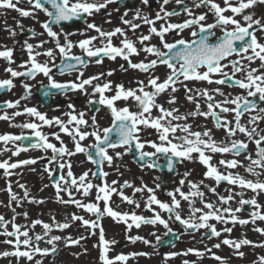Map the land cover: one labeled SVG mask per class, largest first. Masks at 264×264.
Listing matches in <instances>:
<instances>
[{
    "label": "snow or ice",
    "instance_id": "obj_1",
    "mask_svg": "<svg viewBox=\"0 0 264 264\" xmlns=\"http://www.w3.org/2000/svg\"><path fill=\"white\" fill-rule=\"evenodd\" d=\"M20 0H0V9H12L19 13L22 17L36 18V12H43L48 18L47 21L41 23V27L47 36L54 42L55 48H48L45 51H37L36 49L42 48L44 44L48 43L47 40L41 41L37 45L25 42L23 48L27 52V60L19 65L22 71H18L11 67L15 61L13 60V49L4 47V50H0V59L7 62L8 67L4 69L9 74L10 78L0 79V91H10L16 85L14 80L16 78L35 79L38 74H42L47 78V85L41 83V87L46 89L43 92L45 97L55 95L56 92L65 94L69 91H79L86 95L99 94L98 101L89 99L87 102L89 105L98 103L105 106L111 114V127H105L100 129L97 125L96 116L93 115L91 123L85 119V112H76L75 106L72 103L67 105L70 110L65 112L64 115L67 120H63L60 117L48 118L46 114L41 113L36 107H24L23 111H15L9 116L6 112L0 115V120L11 121L16 116L27 114L29 117H33L40 123L26 122L22 125H17L22 129H30L32 136L36 138V143L30 144L31 148L51 150L52 157L48 163L52 164L57 160V157L74 156L77 153H83L87 156L89 162L98 166V173L92 172V176L103 180L108 176V173L103 171L102 165L107 162L109 166L112 165L114 156L109 154V149L123 148L124 152H115V158H121L127 154L133 147L138 153V159L142 164V167L148 168L159 167L154 158H157L158 154H161L167 160V168L169 171L174 169V164L182 163L183 161L198 162L206 168L203 176L206 179H212L217 185L222 181L227 182L228 185L238 186L241 189H248L259 195L264 193V181L257 179L255 181L245 179L239 173H233L229 171L224 174L219 171L218 167L213 164L212 158L215 154H231L233 157L244 156V159L248 161L247 165L243 164L238 159H220L219 165L224 166L226 169H236L243 167L247 173L252 176L260 177L264 175V128H260V123L264 122V107H259L256 99L260 102H264V43H260L257 32L264 33V16L260 18H254L252 11L257 5L264 6V0H222L223 6L217 3L216 0H191L192 7L194 8H206L208 11L195 15L184 0H175V3L180 6L179 9H173L168 11L165 5L170 3V0H156L159 11L155 13V18L151 19L149 16L144 15L139 9L136 11L134 19H141L144 24L149 25L147 35H140L137 37L141 48H137L135 42L129 39L125 31L119 27L112 31H103L94 23H88L87 16H91L95 12H99L101 9L107 8L109 4L116 3L117 0H28L30 9H24L18 7ZM141 3L150 7V0H141ZM187 14L188 19L183 20L181 23H162L159 27H155L156 21H167L169 17L179 16L180 11ZM208 12L213 16V22L208 23ZM225 13H231L226 15ZM110 15V14H109ZM127 15V12H125ZM241 17L242 19H237ZM73 20H83L87 29L94 30L98 35L90 36L85 39L79 40L75 44L69 39L73 35H85L84 32H64L61 22H70ZM124 24L128 25L130 29L135 32L140 27L139 24L132 23L121 17ZM52 25L61 26V31L58 33L53 30ZM22 27L21 25H18ZM190 29L191 40H186L181 36V33ZM218 30L221 35L216 36L215 31ZM11 36H15L16 33L11 29H8ZM31 31V30H29ZM175 33L178 39H174L173 42H168L166 39L167 34ZM32 35H36L35 32ZM63 35L64 42H60V36ZM121 36V46H115L112 43V38L115 36ZM153 36L159 40V45L145 44L150 41ZM100 40L101 46H95L94 41ZM215 40V42H213ZM73 47H78L82 50L84 56L89 58L87 61L81 56L73 55ZM164 49V50H161ZM59 53L61 63L55 64L56 53ZM155 57L154 59L141 60L139 62H132L130 59L133 55H139L140 52ZM233 55L239 57V59L230 60L229 57ZM45 56L48 58L45 62L41 63L37 57ZM117 57L122 58L127 62L128 68L137 70L140 73L146 74L145 79H137L135 81L136 87L125 88L123 84H117L115 86L114 95L106 96V92L112 91L111 82H105L103 84H95L94 81H99L101 77L107 75L111 76L112 71L107 73H99L97 75L83 78L84 73L81 69L87 66L89 62H93L97 65L102 64L104 58L115 60ZM74 61V63H69ZM247 63H244V62ZM259 61L258 67H251L252 64ZM51 64V66H50ZM165 66L169 72L166 73L165 78L161 80L159 76L155 75V70L159 66ZM53 67L58 69L59 74L63 75L66 72L73 70L78 71L75 81L58 82L53 78ZM122 71L128 69L124 65L120 66ZM228 69V70H226ZM242 74L240 77L237 74ZM219 77L214 79L213 77ZM182 78V79H181ZM185 81H206L208 84L223 85L229 88H238L244 90L247 95H236L234 97L231 94H225L220 88L212 89L216 94L224 97L223 100L217 102L213 95L210 94L207 89L195 90V95L188 94L186 99L195 104V110L186 114L179 113L178 108H165L162 104L157 103V97L162 94L177 92V84L184 86L186 93H192L194 90L188 88L184 83ZM24 90V95L16 101H5L3 105H0V111L3 109H15L20 106L21 100H26L31 95L32 85L28 83H21ZM92 87V92H88V87ZM51 90H56L53 92ZM197 97H202L207 102V111H202L200 103ZM132 101L136 110H130L129 106L118 107L117 102ZM167 103L174 105L177 103L175 95H170ZM227 105H234V107H228ZM158 112L157 116H153V110ZM217 109L219 111H217ZM99 111V108L96 109ZM255 112V115H250L247 120V125L241 123V118L246 113ZM234 113L233 120L230 121L223 114ZM197 116L204 117L205 119L211 117L212 122L216 129H222L225 133V139L217 142L213 137L212 129L207 127L204 131H193L190 124L186 121L192 117ZM173 121H185V123H173ZM43 126L59 128V131L65 135L71 137L74 145V150H70L64 145L61 137L58 133H52V136L60 141V147L49 142V136L40 131ZM83 128L93 129L91 132L82 130ZM152 129L155 130L158 136L159 143L141 139V133ZM102 132V135H101ZM116 134V139H112V134ZM180 133V135H177ZM238 134L242 135L246 139H233ZM88 137H93L95 143L84 146L81 142L85 141ZM28 136H17L11 134L0 135V142L6 146L9 143L15 145L17 141L29 140ZM254 145L253 149H250L249 145ZM146 145L154 151H145ZM89 149H94L95 158ZM28 149L23 146L16 147L12 152L13 156L19 155L22 151ZM4 151H8L7 147ZM211 153L212 155H209ZM193 154H197L194 156ZM43 159V157H41ZM36 159H27L18 161L15 163H9L8 160L0 162V169L4 170L5 176H10L12 173L10 169H16L23 165L36 164ZM60 170L67 168L66 174H62L54 183V187L57 192V201L60 203H73L78 208H83L86 212L94 214L95 220L84 219L81 216L73 214L71 216L72 221H80L81 226L89 229H99V247H100V260L102 264H116V262H124L128 260V256L117 255L114 260L109 259L107 253L109 251L110 243L115 241H107L104 236V229L100 224L102 218L107 215L114 221H123L127 223V227L131 229L133 225L139 228L141 224L156 225L160 224L167 229L165 235H168L172 230L168 227V222L162 218L159 212H156L152 205L158 206V208L169 214V218L175 219L186 230H200L206 229L210 232L209 239L212 237H220L221 231H218L214 224L209 221H216L219 223L228 224L229 222L240 225H247L249 223H255L257 220L264 221V212L260 211L261 205L257 202L256 197L251 199H244L243 192L233 193L229 190L228 196H219V202L221 205H228L235 196H240L238 201L239 207L232 209L230 207H216L211 202L204 201V192L200 190L203 181L196 183L192 180H188L187 177L190 172H185L184 179H180V187L175 188L174 191L167 192V196L171 198V202H162L154 194L152 188L147 186L134 188L135 192L147 191L149 193L148 199L145 202V209L153 212V216L150 218L136 215L132 213H120L115 211L110 206L112 195L115 193L119 195L122 201L128 204H134L135 201L123 192L124 188H132L133 185L124 181L120 185L119 189L113 187L116 185V181H112L109 185L104 182L100 185H94L88 180L89 173L84 172L78 178L73 177L71 161H61L57 164ZM44 171L48 173L49 177H52L53 171L48 166H45ZM187 183L188 192L182 191V187ZM47 186V185H46ZM208 187L207 185H204ZM22 189L25 188L23 184L19 185ZM157 188L161 185L157 184ZM80 192L83 196H90L93 189H95V202L82 203L80 200L73 198L71 189ZM214 194H217L216 188H209ZM10 195V201H19L17 196L12 193L11 186L8 187ZM61 192H66L69 196V200L65 201L60 197ZM177 194L180 199H177ZM218 195V194H217ZM29 193L27 189L24 191V197L28 198ZM191 198V199H190ZM196 198H199L200 203L203 204V208L195 207ZM181 200L188 202L189 204V217L187 219L182 218L178 209L181 208ZM30 203H43L42 200H29ZM103 202V207H101ZM253 207L255 210L249 213V219H240L236 213L244 210V206ZM10 206V205H9ZM136 207L140 205L136 203ZM205 209L207 211H205ZM15 210H13L14 212ZM199 213V215H197ZM27 217V213H24ZM15 214L13 215V221H6L3 216H0V227L4 228L0 235L11 237L12 239L4 240L2 243L10 244L12 251L0 252V257H15L17 261L21 258L27 259L34 264H43L41 259H34L37 254L41 257H47L57 252V247L54 241H60L61 236L52 235L47 240V244L52 245L49 248H41L36 245L33 238L29 235V228H34L36 225H42L43 235L37 234L35 241H40L44 236L52 231V226L43 223L37 219L31 222V225L20 226L15 222ZM11 223V231L6 227ZM58 229L64 230L71 225L67 222L58 223L55 225ZM23 227L24 230H21ZM257 232L264 235V229L255 228ZM224 232L230 233L231 228L225 227ZM92 234H95L93 232ZM153 235H155L153 233ZM23 238V239H22ZM65 246L77 245L80 240L85 239L81 236L77 239L71 237H64ZM134 243L137 240H142L144 244H149L150 241L143 237H129ZM157 241L161 240V237H156ZM223 245L234 249V254L240 258H243L245 253L240 251L242 246L251 245L254 248H264V243L255 244L248 239L232 240L223 239L221 241ZM23 246L24 250H21ZM221 244H214V248H220ZM211 252V249H206ZM189 252L194 253L197 257H202L203 252L195 249H189ZM187 253H185L186 255ZM133 255H146V253H137ZM170 255L174 256L175 253ZM212 258L220 261V264H225L224 258L212 255ZM184 264H189L188 261H184ZM253 264H264V256L258 257V260L253 261Z\"/></svg>",
    "mask_w": 264,
    "mask_h": 264
},
{
    "label": "flooded vegetation",
    "instance_id": "obj_2",
    "mask_svg": "<svg viewBox=\"0 0 264 264\" xmlns=\"http://www.w3.org/2000/svg\"><path fill=\"white\" fill-rule=\"evenodd\" d=\"M91 2V0H90ZM102 2V0H100ZM184 2L192 8V11L195 15H199L201 13L207 12L208 10L206 8H194L192 7L191 0H184ZM217 3H220L221 6H223L222 0H216ZM18 7L24 8V9H30V5L28 4V0H20ZM166 10L172 11L173 9H179L180 6L175 3V0H170V3L168 5H165ZM137 9L140 10V12L144 15L149 16V18L154 19L155 13L159 11V6L156 2V0H150V7L146 6L141 3V0H117L116 3L109 4L107 8L101 9L99 12L93 13L91 16H87L86 20L88 23H94L98 27H100L103 31H112L115 28L119 27L123 29L127 35V37L135 42L136 47L139 49L142 46L140 45L139 41L137 40V37L140 35H147L149 30V25L144 24L141 19H134L136 16ZM254 14V18H260L264 16V6L257 5L255 9L250 10ZM125 12H127V15H125ZM110 14V15H109ZM226 15H230L231 13H225ZM121 17H123L125 20L131 21L132 23L139 24L140 27L133 32L130 27L126 24H124L121 20ZM190 17L187 16L186 13H184L182 10L180 11L179 16H172L169 17L167 21H156L155 27L159 29L160 25L162 23H181L183 20L188 19ZM237 19H242L241 17H237ZM48 18L45 16L43 12H36V18L33 19L31 17H22L17 13L16 11L12 9H0V50H4V47L12 48L13 49V60L15 63L11 65L14 69L18 71H22L19 67L21 63L27 60V52L24 50L23 46L25 42L31 43L34 46L39 44L41 41L47 40L48 43L44 44L42 48L36 49L37 51H45L48 48H55V44L51 39L47 36V34L44 32V30L41 27V23L47 21ZM208 23L213 22V16L210 12H208ZM21 25L22 27L18 26ZM61 26L63 27L64 32H84L85 35H73L70 36L69 39L73 41L75 44L79 40L85 39L90 36H97L98 34L91 29L86 28V24L83 20H73L70 22H61ZM61 26L52 25L53 30L56 32L61 31ZM8 29H11L16 33V35L13 37L10 35ZM31 30V31H29ZM190 29H186L181 33V36L185 38L186 40H191L192 37L190 36ZM217 37L221 35V33L218 30H214ZM35 32L36 35H32V33ZM257 36L260 43H264V33L257 32ZM175 35V33H169L166 36V39L168 42H173L174 39H178ZM123 37L117 35L112 38V43L115 46H121V40ZM60 42H64L63 35L60 36ZM215 42V40H213ZM95 46H101L100 40L93 42ZM145 44H151V45H159V40L157 37L153 36V38L150 41L145 42ZM164 50V49H161ZM73 55L81 56L86 61L89 59L86 56H84L81 49L78 47H73L72 53ZM147 59H154L155 57H152L143 51L140 52L139 55H133L130 57L132 62H139L141 60ZM37 59L43 63L46 60H48L45 56H39ZM230 60L239 59V57L233 55L232 57H229ZM61 63V59L59 57V53L57 51L56 53V60L55 64L59 65ZM69 63H74V61H69ZM244 63H247L246 61ZM124 65L125 68H127V71H122L120 66ZM51 66V64H50ZM259 61L252 64L251 67H258ZM8 67V64L3 59H0V79H7L10 78L9 74L4 71V69ZM84 73L83 78H88L93 75H97L101 72L107 73L108 71H112L113 74L111 76H103L99 81H94L93 85L99 83L103 84L105 82H111L112 84V91L106 92V96L114 95L115 92V86L117 84H123L125 88H134L136 87L135 81L137 79H145V75L143 73L138 72L137 70L128 68L127 62L123 60L120 57H117L115 60H110L108 58H104L102 64H95L93 62H89L86 67L81 69ZM228 70V69H226ZM169 70L165 66H159L155 70V75L159 76L161 80L165 78L166 73H168ZM53 78L58 82H67V81H75L77 75H79L78 71H71L66 72L65 74L61 75L58 72V69L53 67L52 69ZM242 74L238 73L237 76L240 77ZM214 79L219 78L214 76ZM182 79V78H181ZM28 83L32 85V92L31 95L26 100L20 101V106L15 109H3L0 111V115H3L5 112L11 116L13 112L15 111H23L24 107H36L38 111L41 113H44L47 115L48 118L52 117H60L63 120H67V117L64 115L65 112L70 111L67 108V105L69 103L74 104L76 112H85V119L91 123V118L93 115L96 116V118L99 115H108L111 116L110 111L103 105H99L98 103H94L92 105L88 104V100L92 99L94 101H98L99 94L96 95H86L84 93H81L79 91L72 92L69 91L65 94H61L59 92H56V90H51L53 92H56L55 95L45 97L43 95V92L46 90L41 87V83L44 85H47V78L44 77L42 74H38L35 79H26L23 77L16 78L14 80V84L16 85L12 90L10 91H0V105H3L5 101H16L21 96L24 95V90L21 86V83ZM188 88L193 89L194 91L192 93H186L184 90V86L181 84H177V88L179 89L175 93H171L169 90L168 93L162 94L159 97H157V103L162 104L165 108H178L179 113L177 114H186L190 111L195 110V104L190 103L186 99V95L192 94L195 95V90L197 89H207L209 90L210 94L214 96L215 100L217 102L223 100L224 97L216 94L212 91V89L220 88L226 95L231 94L232 97L236 95H242L246 96L247 93L244 90L238 89V88H229L223 85H217V84H208L206 81H185L184 82ZM88 87V92H92L91 86ZM170 95H175L177 99V103L174 105H170L167 103V100ZM249 99H256V102L259 107H264V102H260L257 98H249ZM198 102L200 103L201 110L207 111V102L202 97H197ZM118 107H124L129 106L130 110L135 111L136 108L132 101L128 102H117ZM228 107H234V105H227ZM99 108V111H96V109ZM217 111H219L217 109ZM255 112L252 113H246L245 116L241 118V123L247 125V120L250 115H255ZM153 116H157L158 112L154 109L152 112ZM227 117L228 120L232 121L234 113H227L223 114ZM26 122H36L40 123L38 120H36L33 117H29L27 114L16 116L11 121L6 120H0V135L4 134H11V135H17V136H28L30 137L29 140H21L17 141L14 144L9 143L8 145H4L3 142H0V162L4 160H8L9 163H15L22 160L27 159H36L37 163L32 165H23L16 169H10L9 171L12 173L10 176L4 175V170L0 169V216H3L4 212H8L9 215L13 216L16 211L13 212L16 208L12 206L10 201V195L8 192L9 185L11 186V191L14 193L17 197L23 196L24 197V191L27 189L29 195H34V187H32L31 183H37L38 180H41V191L44 189L42 184H46V181H48L51 186L52 185V179L49 177L48 173L44 171L45 166H48L51 169H55L53 171L52 175H56L57 170V164L61 161H71V164L74 165L76 161H78L79 165L82 167V169L85 168V162L84 159L86 158V155L83 153H77L76 156L73 158L64 156V157H57V160L54 161L52 164H49L48 161L52 157L51 150H43V149H34L30 147V144L36 143V138L32 136L30 129H22L21 127H18L17 125H22ZM173 123H185V121H173ZM186 123L190 124L193 131H204V128L207 127L209 129H212L213 137L217 142L223 141L225 139V133L222 129H216L211 117L205 119L204 117L197 116L195 118L190 117ZM106 124V123H105ZM100 129L105 128L104 124H97ZM260 128H264V122L260 123ZM82 130L91 132L93 129L91 128H83ZM41 132L47 134L49 136V142L55 144L57 147H60V141L56 140L52 133H58L61 137V140L63 141L64 145L67 146L70 150H74V145L71 137L65 135L64 133L59 131V128L56 126L48 127L43 126L40 129ZM102 135V132H101ZM177 135H180V133H177ZM141 139L144 140H151L154 142L159 143L157 133L155 130L148 129L141 133ZM233 139H246L242 135L238 134L236 137H233ZM84 146L90 145L94 143L93 137H88L85 141L81 142ZM23 146L27 148V151H22L17 156H13L12 152L15 151L16 147ZM7 147L8 151H4V148ZM250 149H253V156H254V145H249ZM90 150V149H89ZM119 152H124L123 148L115 149ZM145 151H154V149L148 147L146 145ZM131 151V152H130ZM130 151L127 152V154L123 155L121 158H118L119 160L124 162H127L128 165L133 166L134 168L139 169L136 179L134 180H127L126 176H124V172L122 171V167L120 165L115 166L116 170L121 169L118 172L117 176V184L118 186L122 185L124 181L130 182L133 187L132 188H124V194L132 198L136 203H138L141 206H144L143 213L140 212L138 208H134V210H129L133 206V204H128L125 201H122L121 197L119 195H116V198L118 199V204L116 205V211L120 213H128L131 215L132 213H135L136 215L144 216L147 218H150L153 216V212L148 211L145 209V201L148 199L149 193L145 190L143 192H135L134 188L143 187L145 184H147L148 179L149 187L154 190V194L156 197L161 200L162 202H171V198L167 196V192L174 191L175 188L180 187L179 181L180 179H184V173L190 172V175L187 177L188 180H192L196 183H200V181H203V184L200 187V190L204 192V201L205 202H211L216 207H230L232 209H235L236 207H239L238 201L241 199L240 196H235V198L229 202L228 205H221L219 202V196H228L229 190H231L233 193L236 192H243V198L244 199H251L252 197H256L257 202L261 205L260 211L264 212V193H260L257 195L256 193L252 192L248 189H241L238 186H232L228 185L227 182L222 181L219 185L215 183L212 179H206L203 176V173L206 171V168L201 165L198 160L196 162L191 161H183L182 163H176L174 164V169L172 171H169L167 168V160L165 157H163L161 154H158L157 158H154L156 162L159 165V169L162 167L165 168L162 170H159L158 168H148L146 166L142 167V164L144 162L139 161L138 159V153L136 152L135 148L133 147ZM130 153V154H129ZM209 155H212L211 153H208ZM196 156L197 154H193ZM43 157V159H41ZM115 158V156H114ZM238 159L243 164L247 165L248 161L244 159V156L240 157H233L231 154H215L212 158V163L215 164L219 171L227 174L229 171L233 173H239L241 176H243L245 179L249 180H257L260 179L264 181V175H261L260 177L252 176L249 173L245 171L243 167H238L236 169H226L224 166L219 165L220 159ZM117 158L115 161L118 160ZM87 161V160H86ZM88 166L89 162L87 161ZM168 170V171H166ZM67 168L64 170H60L59 177L62 174H66ZM149 174V176H148ZM25 178H31L32 182H29ZM23 179V180H22ZM140 181V182H139ZM142 182V183H141ZM145 183V184H143ZM25 184L28 187L27 188H21L19 185ZM161 185L160 188H157L156 185ZM204 185H207L208 187H205ZM147 188L148 185H146ZM214 187L216 188L217 194L212 193L209 191V188ZM128 189L131 191L128 192ZM189 188L187 183L182 187V191L188 192ZM177 199H180L179 195L177 194ZM191 199V198H190ZM23 200V199H22ZM9 202V203H8ZM126 203L125 207H123V203ZM10 205V209H8V206ZM195 207L203 208V204L200 203L199 198H196ZM152 208L159 212V214L168 222V227H178L177 232V242H184L183 236L187 233L196 235L195 242L197 244L198 249L197 251L203 252L204 255L202 257H197L194 253L190 252V260L189 264H220V261H217L212 258V255L215 254L217 256H220L224 258L225 264H253V261L258 260V257L264 256V248H254L251 245L242 246L240 251L244 252L245 255L243 258L238 257L234 254V249L229 248L226 245H223L221 241L223 239H232V240H240V239H248L255 244H262L264 243V235H262L260 232L255 231L254 229L259 227L264 229V221L257 220L254 224L249 223L247 225H240L239 223H231L228 224L219 223L216 221H209V223L214 224L218 231H221L220 237H212L208 238L210 236V232L206 229H200V230H193L189 231L184 228L183 225H181L178 221H175L174 217L169 218V214L166 212L161 211L158 206L152 205ZM255 209L253 207L244 206V210H242L239 213H236V215L240 219H249L250 216L249 213L254 211ZM180 212L182 218L187 219L189 217L190 209L189 204L186 201L181 200V208L178 209ZM205 211H207L205 209ZM199 215V213H197ZM9 222H12L10 220ZM117 222V221H116ZM122 224L123 227H127V223H131V221H128L127 223L120 221L118 222ZM11 225V223H9ZM115 226H117L115 224ZM164 227L163 225L156 224V225H150V224H141L140 227ZM133 227H135L133 225ZM225 227H229L232 229L230 233L224 232L223 229ZM9 231H11V227H7ZM57 227H52V231L48 234V236H44V238L40 241H35V236L37 234L43 235V227H34L29 228V235L33 238V241L36 245H38L41 248H51L52 245L47 244V240L50 239L52 235H57ZM21 230H24L23 227ZM4 228L0 227V232H3ZM12 239L11 237H7L4 235H0V252L3 251H12V246L10 244L2 243L4 240ZM23 239V238H22ZM56 242L54 241V244L56 245ZM220 243V248H214L213 245ZM57 247V252L54 254H51L47 257H41L39 254L35 256L34 259H41L43 261V264H52L53 261L56 259L59 248ZM206 249H211V252H208ZM21 250L23 249V246H21ZM193 256V257H191ZM72 258L70 260V263H73ZM0 264H34L33 262H29L25 258H21L20 261H17L15 257H0ZM56 264H59L56 263ZM176 264H184V261H177Z\"/></svg>",
    "mask_w": 264,
    "mask_h": 264
},
{
    "label": "rangeland",
    "instance_id": "obj_3",
    "mask_svg": "<svg viewBox=\"0 0 264 264\" xmlns=\"http://www.w3.org/2000/svg\"><path fill=\"white\" fill-rule=\"evenodd\" d=\"M97 124H104V126L107 124V122H105V119H108L107 116L105 115H99L97 118ZM106 123V124H105ZM115 152L116 150L112 151L110 155L115 156ZM116 158H114L113 163L111 166L108 165V176L105 179V182H107L109 185L112 184V181H116L117 178V174L118 172L121 170L117 169L115 166L120 165L123 169L122 171L124 172V176H126L127 180H134L136 179L137 173L138 171H140L137 168H134L131 165H128L127 162L121 161V160H117L115 161ZM85 162V168L82 169V167L79 165L78 161H76V163L74 165H72V172H73V177L78 178L81 174H83L84 172H88L89 176H88V180H90L94 185H100V183H95V181H93L91 179L92 177V167H88V163L86 161V159H84ZM68 170V169H67ZM149 176V174H148ZM27 179L29 182H32L31 178H25ZM145 180H147V184L149 187V182L148 179L144 178ZM23 180V179H22ZM140 182V181H139ZM41 180H38L37 183H31L32 187H34V195H29L28 198L25 197H17V200L19 201V204L17 203V201H9L11 202L12 206L15 207V223L20 225V226H26V225H31L30 221L31 220H37V214H34V212H38V215L41 214V217L39 218V220H41L43 223H47L49 225H51L52 227H56L55 225L58 223H69L71 226L67 229L64 230H60L57 229V235L61 236L62 239L58 242H56V245L59 248V253L56 257V259L53 261L52 264H56L59 262V264H100L98 261L100 259V247H99V237L97 239L96 234H97V229L93 230V229H89L87 227L81 226V222L80 221H72L71 220V216L73 214L77 215V216H81L83 218H86L88 220L94 219L95 215L86 212L83 208H78L75 204L73 203H60L57 201V192L56 190H52V187L50 185V183L48 181H46L47 184V192L46 195H41ZM142 183V182H141ZM25 186V188H27L28 186L23 184ZM113 187H116L119 189L120 186H118V184L116 185H112ZM138 188V186H137ZM150 188V187H149ZM125 190V189H123ZM72 193H73V198L80 200L82 203H90V202H95V189L92 190L90 196L85 197L83 196L80 192L75 191V189H71ZM131 190L128 189V192H130ZM124 192V191H123ZM40 195L42 198H40ZM60 197L67 201L69 200V196L66 192H61ZM117 194H113L111 197V201H110V206L116 207V205L118 204V199L116 198ZM35 200H41L44 201L43 203H30L29 200L34 199ZM23 199V200H22ZM8 202V203H9ZM146 202V201H145ZM125 205H127L125 202L123 203V207H125ZM136 207V202L133 204V206L131 207V209L129 210H134V208ZM101 207H103V202H101ZM11 207L8 206V209H10ZM35 208V209H34ZM137 208V207H136ZM140 210L141 213H143V209L144 206H141L138 208ZM83 210V213H81ZM1 213V210H0ZM24 213H27V217L24 216ZM144 214V213H143ZM3 217L5 218L6 221H13V216L9 215L8 212H4L3 213ZM115 224L117 226H115ZM101 225L103 227V229L106 230L105 232V238L107 241H115V243H110L109 245V251L107 253L109 259H113L117 256V255H125L127 256V254L131 255L132 254V250H128L129 247L133 248L132 245H135V242L133 243L131 240L128 242L127 240L129 239L130 236H128V233L130 232L129 230H127L126 228L128 227H123L122 224L114 221L111 217H108L107 215H105L102 218L101 221ZM6 227H11L10 224H7ZM35 227H42V225H36ZM83 227V228H81ZM116 227L117 231H111L112 228ZM136 228V227H135ZM131 228V232L135 234V231H137V229L141 230V234L144 239H147L148 241H150L149 244H144L142 240H139V245H135L138 246L136 250H140L141 248H143L144 250H147L149 252L152 253H156L157 255H153L154 257L151 259L148 256L146 258H139V259H135L136 261H134L132 258H130L127 261L124 262H116V264H176L177 261L181 260V261H188L190 260V254L188 252L189 249H192V247H194L195 249H198L199 246H196V242L194 239H196V235L193 234H186L183 236L184 242H178L176 244V246L173 247H169V249L167 250H163V249H158L156 248L158 245V241L156 239L157 236L164 238V233L165 231H167V229H165V227H139V228ZM171 230L173 231H177L178 227H169ZM81 230V231H80ZM111 231V232H110ZM122 231V234H121ZM80 232V237L83 236L85 237V239L80 240V243L77 244L76 246L70 245V246H65V240L63 239L64 237H73L74 233H78ZM93 232H95V234H92ZM153 233L155 235H153ZM121 234V237H120ZM79 237V236H78ZM74 239V238H73ZM126 242H128L126 244ZM123 243L125 245H127L125 248H121L119 247V244ZM132 244V245H131ZM136 248V247H135ZM156 248V249H155ZM134 249V248H133ZM135 250V249H134ZM166 252H172L175 253L176 255L174 256H169L167 258H163V259H159L160 255ZM185 253H187L185 255ZM160 254V255H159ZM193 257V256H191ZM71 258L74 260L73 263H70Z\"/></svg>",
    "mask_w": 264,
    "mask_h": 264
},
{
    "label": "bare ground",
    "instance_id": "obj_4",
    "mask_svg": "<svg viewBox=\"0 0 264 264\" xmlns=\"http://www.w3.org/2000/svg\"><path fill=\"white\" fill-rule=\"evenodd\" d=\"M116 229V230H115ZM117 231V228L116 227H114V228H112L111 229V231ZM110 231V232H111ZM141 230H137V231H135V234L134 233H132L131 231L128 233V236H130V237H136V236H142V234H141ZM78 236V234L77 233H74L73 234V238L75 239L76 237ZM129 242V241H128ZM128 242H126V244L128 243ZM139 243V240H137L136 242H135V245H139L138 244ZM125 244H120L119 245V247H121L122 249L125 247L124 246ZM136 248L138 247V246H135ZM137 253H146V255H136V256H138V258H141V257H143V258H146L147 256L149 257V258H153L154 256L153 255H157L156 253H150V252H146V251H144V250H142V251H140L139 250V252L137 251V252H135V254H137ZM172 252H164L163 254H159L160 255V258L159 259H163V258H167V257H169V256H171L170 254H171ZM72 261H74L73 259H72Z\"/></svg>",
    "mask_w": 264,
    "mask_h": 264
}]
</instances>
